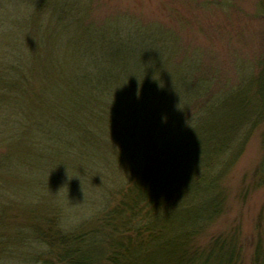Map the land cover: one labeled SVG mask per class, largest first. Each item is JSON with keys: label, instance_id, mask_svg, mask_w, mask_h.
<instances>
[{"label": "rangeland", "instance_id": "1", "mask_svg": "<svg viewBox=\"0 0 264 264\" xmlns=\"http://www.w3.org/2000/svg\"><path fill=\"white\" fill-rule=\"evenodd\" d=\"M42 1L43 9L33 6ZM60 4L71 11L66 21L77 20L52 32L48 17H59ZM116 29L118 37L128 36L114 47L120 65L144 71V50L162 52L169 90L162 95L173 107L199 96L190 109L199 116L209 111L203 125L218 131L238 118L239 127L251 128L240 132L247 134L244 147L221 180V213L195 247L221 242L237 251L235 264H257V252H264V0H0V264H35L49 228L101 231L119 203L113 195L124 173L113 164L136 161L134 153L112 155L109 143L95 152L84 146L86 157H74V168L103 162L111 171L97 169L88 179L79 172L72 180L61 176L58 140L72 101L61 97V66L78 63V50ZM61 180L68 182L65 191Z\"/></svg>", "mask_w": 264, "mask_h": 264}, {"label": "trees", "instance_id": "2", "mask_svg": "<svg viewBox=\"0 0 264 264\" xmlns=\"http://www.w3.org/2000/svg\"><path fill=\"white\" fill-rule=\"evenodd\" d=\"M45 4L42 1L33 6L43 9ZM60 5L59 17L54 13L48 17L53 26L47 28L52 32L64 26L66 31L77 20L66 21L71 11ZM112 33L117 36L118 29L102 33V42H92L94 47L78 50V63L61 66V97L72 96L71 108L63 113V126L59 127L61 176L88 179L97 169L103 171L102 175L111 171L103 162L74 168L71 160L86 157L83 149L89 144L95 152L109 143L112 155L128 151V155L134 153L136 161L117 160L113 164L124 173L118 175L113 195L120 200L102 222L101 231L49 228L40 237L43 257L38 256L35 264H235L238 257L234 247L214 242L199 251L195 243L197 235L221 213V180L244 147L247 134L240 132L251 128L239 127L238 118L218 131L203 125V120L210 118L209 111L199 116L198 112L191 114L190 109L195 101L204 99L199 96L181 100L183 105L173 107L163 79L167 62L162 52L144 50V71L122 66L114 47L128 36L109 38ZM106 44H110L108 49L103 47ZM128 57L133 56L124 55L123 60L128 61ZM86 58L96 60L87 63ZM126 92L130 94L128 99ZM239 109L236 117L243 119ZM169 130L175 132L173 138ZM206 132L210 134L203 138ZM125 165L127 169L122 170ZM65 183L61 180L63 191L69 187ZM263 253L257 252V264H264Z\"/></svg>", "mask_w": 264, "mask_h": 264}]
</instances>
